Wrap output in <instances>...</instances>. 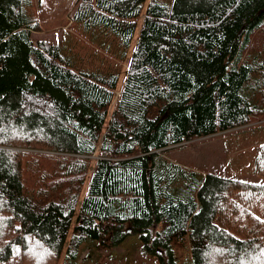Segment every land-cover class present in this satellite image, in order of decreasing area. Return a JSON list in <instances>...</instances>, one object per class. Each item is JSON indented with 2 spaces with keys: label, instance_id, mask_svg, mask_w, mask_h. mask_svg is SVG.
<instances>
[{
  "label": "trees",
  "instance_id": "16d2710c",
  "mask_svg": "<svg viewBox=\"0 0 264 264\" xmlns=\"http://www.w3.org/2000/svg\"><path fill=\"white\" fill-rule=\"evenodd\" d=\"M73 26L132 48L122 83L34 38ZM262 120L264 0H0V264H75L88 239L134 234L160 264L188 238L184 264H264V143L262 182L166 155Z\"/></svg>",
  "mask_w": 264,
  "mask_h": 264
},
{
  "label": "rangeland",
  "instance_id": "374dc122",
  "mask_svg": "<svg viewBox=\"0 0 264 264\" xmlns=\"http://www.w3.org/2000/svg\"><path fill=\"white\" fill-rule=\"evenodd\" d=\"M34 38L69 47L75 52L77 67L80 70L91 71L106 67L119 69L120 83L128 69L132 52V48L129 49L127 58L122 61L123 51L116 43L109 44L107 39L105 43L93 44L90 35L81 32L75 26L70 29L34 34ZM69 48L67 50L72 53ZM263 143L264 120L173 147L166 155L171 161L196 171L199 177L212 172L241 181L262 182L263 179L254 172V163L256 150ZM86 191L87 183L83 193ZM188 240L186 239L183 245H174L179 264L191 260ZM75 264H160V259L157 255L145 251L140 236L134 234L120 245L113 247L103 246L98 240L88 239L83 244L82 254Z\"/></svg>",
  "mask_w": 264,
  "mask_h": 264
}]
</instances>
